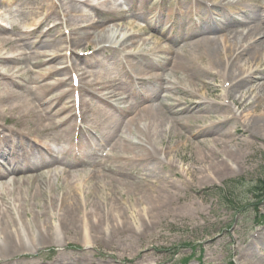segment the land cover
I'll return each mask as SVG.
<instances>
[{"label":"rangeland","instance_id":"obj_1","mask_svg":"<svg viewBox=\"0 0 264 264\" xmlns=\"http://www.w3.org/2000/svg\"><path fill=\"white\" fill-rule=\"evenodd\" d=\"M26 1L32 3L30 7L31 10H34V16L45 18V11L52 0ZM121 1H112L104 8L107 11L110 8H115L117 10L116 16L118 17L120 14L122 19L116 21L115 16H110L107 19L111 21L107 22L106 18H103L104 20L100 22L97 17L96 20H92L95 19V16L89 12L88 7L83 5L80 7L78 3L70 5L68 0H55L56 13L60 16H49V22L53 25L60 24V26L50 33L51 37H47L46 42L52 41L54 38L61 40V45L53 48V52L63 55L68 62L67 66L70 67L73 65L72 59H75L72 51L76 52V56L78 53L87 56L89 52H94V48L88 44L74 47L71 50L67 42L75 40V36H71L72 30L90 23L95 27L109 26L110 29L115 27L127 34L134 33L137 35L123 21L124 16L121 15L120 6L117 5ZM171 1L173 4L177 2L179 9L170 4L167 5L166 9L177 8L179 14L184 12L182 8L185 9L192 2V0ZM90 2V4H95L99 0H90ZM8 5L9 0H0V55L18 58V62L11 63L6 67L0 64V95L4 90L3 83H8L7 90L12 89L15 92L12 97H9L12 100L0 101V106L5 105L4 107L9 108L15 102L23 101L24 97L27 96L26 87L31 92H35V86L46 83L48 85H45L46 87L43 89L46 95L39 94L42 98L35 96L32 98L31 104L36 105V103L45 102L50 105L51 102H58L53 104L60 108L68 102L72 106L70 74L63 71L58 74L59 76H54L50 72L52 71L50 66L43 65V67L40 64L41 58L33 55V52L37 51L38 56L48 53L49 49H43L35 44L37 38L43 37L45 32L35 35L25 33L27 30L22 28L24 23L9 16ZM80 12L89 18L81 20ZM6 18H9V21ZM130 18L136 25H141L134 16H130ZM87 20L89 21L85 22ZM185 21L186 19H181L179 22L185 23ZM98 22L100 23L97 24ZM233 27L238 28V26ZM137 40H145L150 47L155 44L154 40L145 37L143 33L137 36ZM131 51L133 50L129 48L126 54L132 55L134 52ZM178 53L184 54L182 50H178ZM123 56L125 57V54ZM114 57L116 60V55L112 58ZM91 58L93 55L85 59H78V62H89ZM62 65L59 64L58 66L63 67ZM86 71H88V77L91 80L102 79L107 84L108 81L104 79L106 71L115 73L117 65L115 66L112 62L107 68L98 66ZM177 78L181 85H186L181 75ZM55 79L62 80L63 85H57L58 82ZM129 79L131 78L129 77ZM171 79L174 80V78ZM259 81L264 83V75L260 76ZM198 88V84L187 86L184 95L175 91L161 93L160 108L166 104L176 107L174 109L169 107L166 110L169 121L163 124L160 133L149 136V129V135L145 134L146 138L150 140H144L143 143L139 142L146 147L152 156L157 157V164L153 165L150 163L151 159L145 158L148 152L136 155L132 152H125L124 147H119L122 139L131 140L133 137L127 133L125 127L112 133L114 136L117 135L119 141L111 153L112 157L110 155L111 158L108 157L106 160L105 170L101 175L115 180L125 179L128 182L155 184L165 187L166 191L171 192V196H169L170 205L159 213L160 221L152 226L148 236H138L142 230L138 219L141 217L147 221L145 214H142L145 209L144 202L138 201L141 197L131 195L130 191L124 187H110L108 182L106 184V180L102 179L97 180L94 191H91L89 187H83L81 192L76 191L77 182L80 179H87L88 171L72 175L76 176L72 181L74 189L71 194L67 195L69 198L71 195H75L74 198L82 199L81 206L85 207H83L84 214L82 209V212L78 216L72 217L71 221H63L62 215L59 217L56 210L58 205L56 200L58 203L60 200V203L65 206L71 201V199L69 203L63 201L68 192L65 189L67 187L65 182L67 175H69L64 173L63 176H55L56 179L43 181L42 185L46 187L41 190L40 195H36L38 190L36 191L33 185L30 188L21 187V195H8L0 191V222L5 213L11 222V218H13L21 225L23 224L24 229L20 231V234L24 236L25 247L31 254L27 256L30 260H18L16 263L72 264V259H80L79 256L85 253L86 260L90 264H181L182 260L191 254L188 264H264V239L260 236L261 230L264 229V222L259 223L258 220L261 218H258L259 215H264V202L254 207H248L249 210H246L244 214L236 215L230 209L232 206L228 205V200L239 202L240 205L249 204L248 206L256 203L251 193H255L254 196L256 197L259 196L260 192L256 188V184L257 181L264 180V132L260 133L259 136L250 137L243 132V121L232 124L225 123L224 125L220 123L222 118L217 116L218 112L214 110L208 111V113L202 111L180 112L177 103L183 101L186 96L194 95ZM125 89L128 91L129 87H125ZM66 90L69 91V96H66V100H60L61 92L66 93ZM103 93L101 92V94ZM126 95L128 94L126 93ZM142 101L139 100L140 103H144ZM208 101L213 102L214 98H210ZM157 104H159L158 101ZM239 114L238 111L237 115ZM94 118L96 121L99 118L109 120L112 118V113L109 110H103ZM47 119H50L54 124L50 114L43 117H39L37 114L30 115L18 124L19 121L16 116L12 117L8 114L6 121L1 124L6 128H11L14 135H9L6 142L0 139V144H7L8 155L12 159L21 161L25 150V141L20 139L23 138L20 133L22 129H30L33 133L29 134L28 138L36 141L37 144H43L45 139H49L48 137L52 139L59 134H65L63 132L65 131L64 125L48 124ZM89 120L91 118H88ZM249 125L252 123L250 122ZM45 126L47 128L43 131ZM110 127L113 129L114 124H111ZM140 127L143 132L142 122ZM200 129L205 130L204 135L191 136V133ZM215 129L228 131L227 137L222 142L215 140L216 136L213 135ZM16 138L17 142L15 143ZM226 150L233 154V157L227 162L223 161V154L226 153ZM223 163H226L227 166L222 169ZM107 169H110L108 171H115L116 174H110ZM48 182L51 183L49 186ZM5 184L0 183V185ZM99 201L105 207L102 208L105 215L109 213L111 206L117 201L130 229V231L127 229L122 231L119 238H116L112 243L106 242L104 238L93 243V238L95 236L98 238L102 229L95 230L96 228H94L92 231L87 230L86 232L84 230L78 235L76 230L72 229L73 225L78 227L85 223L87 220L85 213L91 209L90 206L93 203ZM163 201L165 202V200ZM136 205L137 208L134 207ZM255 207H258L259 212L255 210ZM51 214L54 216L51 217ZM105 215L101 214L102 221H106ZM93 220L95 219L92 217L90 221ZM121 222V220H116L113 224L121 226ZM69 223L70 225H68ZM107 223L111 224V222ZM110 224L105 226L109 227ZM34 227L51 229V238L45 236V239H48L47 244L41 243L40 246L29 244L27 237L33 235L36 239L43 230L40 228L37 231ZM251 241H254L257 248L254 257L251 256V247L248 248V251L245 249ZM143 251L146 253L137 255L138 252ZM60 255L62 256L59 257ZM0 264L10 263L0 261Z\"/></svg>","mask_w":264,"mask_h":264},{"label":"bare ground","instance_id":"obj_2","mask_svg":"<svg viewBox=\"0 0 264 264\" xmlns=\"http://www.w3.org/2000/svg\"><path fill=\"white\" fill-rule=\"evenodd\" d=\"M70 5L73 3H78V1H81V4L83 6H86L89 8V12L93 16L99 17L97 20H102L103 17L106 16H116V14L112 11H107L104 9L105 6L110 4V2L102 1L97 3L96 5L90 4V0H68ZM130 2H134L136 0H128ZM139 3V9L142 8L143 3L145 0H137ZM211 2V6L206 8L205 6H199L196 7L199 9L204 10L202 12L203 16L206 17V21L204 22L203 26L200 27V33L195 38L190 39L189 34L191 32H194L192 28L189 27V25H186L184 28L183 34L180 36L182 37V45L181 48L183 50H186L184 54H179L176 52H170L168 50L162 51V50H151L153 52H157L153 57H150L147 54V52L143 53L144 57L142 58L145 61L152 62L156 59H161L159 55L166 52L167 58H163L164 61L168 63L167 68L165 70H159L160 74H155L153 71L152 65L150 63L145 64V70H142L137 67V59L134 55H127V65L129 67H133L134 70H136L137 76L141 75H149V79L145 78V81H158L160 78H164L163 73L165 71H169L173 74L181 75L187 84L193 85L198 84L201 86L199 91H204V97L206 96H212L214 93L218 92L219 95L217 99L219 100H227L231 101L239 111L240 114L237 116L236 113H233L228 105L224 104H216V105H209L207 103L201 102L198 100H195L196 97L191 98L188 96L183 101L177 103L178 110L180 112L185 113H191V112H200L202 110L207 111H217L220 112L218 116L223 119L224 122L228 123H236L237 121L241 122L243 121L244 125V133L248 134L250 137L259 136L260 133L264 132V83L260 82V76L264 75V7H261L262 11L257 10L256 4H250L249 2L252 0H209ZM257 1V0H253ZM263 1L264 0H258ZM49 7L45 11V18L43 19V23H50L49 22V16H60L58 15L57 8L53 1L49 2ZM25 11V9H24ZM155 10L150 11V16H153ZM232 12H234L236 15H242L243 17L241 20H237L233 17ZM189 16V12H187ZM71 14V13H70ZM81 20H86L89 18V16L84 15L83 12H80ZM213 16L220 17L221 21H217L213 19ZM154 17V16H153ZM32 19V18H31ZM107 22L111 21L107 18L105 19ZM29 21V20H28ZM89 20L85 21L88 22ZM127 26H129L132 30H136L137 32L147 33L148 31H153L155 29V25L148 26V29L146 31L137 29L135 26L128 24L125 22ZM163 24H168V22H164ZM189 24V23H187ZM42 23L33 26L31 23H27L25 25L26 28H29L31 32L38 30L41 27ZM72 25V23H71ZM69 25V27H71ZM105 25V24H103ZM237 25L243 28V31L232 34L229 32L224 31L225 26H233ZM60 24L51 25L46 32L44 33L43 37L37 38L36 45H39V47L43 49H49L48 53L42 54L38 56V51L33 52V55L38 57L40 60L44 61L47 60L49 66H50V72H58L56 69V66L61 64L63 62V58L59 57L56 52H53V48L59 47L61 45V40L54 38L52 41H47V37H51L50 33L57 27H59ZM196 29V28H195ZM218 32V33H217ZM224 32L225 34H222L218 38L214 36V34H219ZM71 36H75V40H70L67 44L71 49H74V47L77 46H83L87 45L91 46L95 50L94 54V64H102V61H98L97 59L104 54H107L109 52V57H112L116 54V52H125L126 49H132L137 50L140 48H144L146 46V43L142 40H137V36L130 35L127 36L126 33L123 30H118L115 27L109 28V26H92L90 23L85 24L84 26L72 30ZM165 36V35H164ZM185 36V37H184ZM135 40V41H134ZM118 45L117 49H113L108 45V48L105 47L106 44H112ZM150 51V52H151ZM149 53V52H148ZM18 62V58H11V57H3L0 55V64L6 67L7 65L11 63ZM64 64V63H63ZM94 65L91 62L79 64L77 61L72 66L73 72L78 74L79 78V91H81L85 96L90 97L89 99L92 100L90 93L92 94L93 91H95V88L99 86V82H95L94 80H90L88 77V72L86 71L89 68H92ZM263 67V68H262ZM64 70V68H63ZM165 83L172 87L174 85L173 82L168 81L164 79ZM229 83V86L227 89L222 90L221 85L224 83ZM125 84L121 83L120 85ZM8 83H3V92L2 95H0V101H7L12 100L9 97H12L14 95V90L8 89L7 87ZM14 88L13 86H11ZM46 86L40 85L35 86V92H31L28 87H26L25 92L27 93V96L24 97L23 101L15 102V104L11 105V107L6 108L5 105L0 106V135L1 137H4L7 133L10 132L9 129L4 128L1 123H4L6 121L7 115H11L12 117L16 116V119L19 121L17 122L20 124V122L24 119H27L30 115H35L40 111V102L36 103V105L33 103L31 104L32 98L36 96V98H42L41 95H46L45 91L43 90ZM129 97L133 96L134 94H137V89L135 88V85L130 84L129 85ZM136 90V91H135ZM158 89L151 90V94L155 95L157 93ZM177 93H181L184 95V90L181 88L173 89ZM106 93L105 101L102 103L103 105L107 107H111L117 111H120L119 108L112 106L108 103L107 99H116L118 98L116 94V89H113L112 87H108L106 90L103 89ZM42 92V93H41ZM64 95H68L67 93H64ZM128 97V98H129ZM118 101L121 102L120 99ZM122 103V102H121ZM44 104V103H43ZM42 104V105H43ZM125 104V103H124ZM81 105L85 106V100L84 98L81 101ZM163 105V104H162ZM171 107L174 109L176 106H171V104L163 105L160 109L155 110L154 108L149 107H141V109L138 111V113L130 117L126 120V126L125 130L127 133L132 137V139H122L120 142H122L119 147H124L125 152H132L136 155L146 154L148 150L145 146L141 145L139 142L143 143L144 140H147L144 124L146 122V119L150 120V135L149 136H155L158 133L161 132V128L163 124L167 123L169 121L168 117L166 116V110ZM145 108V109H144ZM43 110V109H41ZM45 111L48 113H55L54 118L58 119V123L61 122L62 116L60 114V111L53 110L51 104L49 107L44 108ZM102 108L99 107L97 111H95V114H100ZM124 115H128L122 111H120ZM43 115L39 114V117H42ZM117 117V116H116ZM95 120V119H92ZM144 121V122H143ZM48 124H53L50 119H47ZM87 121H84V125ZM100 122V121H99ZM121 122V119H114V117L107 120L105 128L96 127L94 125H90V127L99 133L102 134L106 130L110 129L111 124H119ZM143 122V132L140 127V123ZM252 123V125H249V123ZM101 124V123H100ZM23 125V124H22ZM54 125V124H53ZM83 125V128H84ZM102 125V124H101ZM225 125V124H224ZM24 126V125H23ZM75 126V125H74ZM247 126H249L247 128ZM71 127V126H70ZM47 126L45 127V129ZM247 128V129H246ZM27 129V128H26ZM85 131H88L86 129ZM84 131V132H85ZM65 134L58 135L56 140H52L55 143L61 142L60 146H63L66 153L70 154L73 152L74 146L71 145V142L67 141L69 128H65V131H63ZM83 131L79 130V133L81 135V138H78V149L80 151H85V147L83 145ZM21 136L24 138H28L29 134H32L33 132L30 129H22L20 131ZM144 133V134H143ZM59 134V133H58ZM205 131L203 133L201 132L199 135H204ZM197 135V137L199 136ZM214 136H216V141H223L225 137L228 135V131H217L215 129V132L213 133ZM20 138V137H19ZM24 138H20L21 141H25ZM134 140H137V142H134ZM150 140V139H148ZM119 139L115 142V145L118 144ZM47 142V139H46ZM102 145V144H101ZM99 149L100 147L96 145ZM110 145H108L109 147ZM47 150H49L48 146H45ZM103 147V146H102ZM117 147V146H116ZM115 147V148H116ZM31 151L35 152L36 147L34 145H31L30 147ZM226 153L223 154V161L227 162L228 159H231L233 157V154L231 151L226 150ZM124 153V152H122ZM131 153V154H132ZM4 155V154H0ZM7 157V156H6ZM145 158L151 159V164H157V157L152 156L149 152ZM71 164L70 162H68ZM34 164V167L30 168V165ZM49 162L41 163L39 161H36L33 158L26 159L22 162L23 168L18 169L17 166H15V170L7 171V173L17 174V175H23L24 170H30L29 172L31 175H33L32 180H28L29 183L35 184L39 183L40 178H44V175L41 173V169L43 167H47ZM227 166L226 163H223L221 168H225ZM110 174H116L115 171H108ZM117 172L120 174L119 170ZM7 173L4 174V181H9L7 177ZM1 176V172H0ZM40 177V178H39ZM70 176H67V179H69ZM102 179L106 180V184L108 182L110 187H124L127 190L130 191L131 195H134L135 197H141L140 202H144L145 209L142 211V214H145V217H147V221L145 219H142L141 217L138 219L141 223L142 230L138 233L139 237L148 236L150 233V230L152 229V226L154 224H157V222L160 221V212L164 209H166L170 205L169 196H171V192L166 191L165 187L156 186L155 184H146L145 182H128L125 179H112L108 176H102L100 173L90 174L88 175V178L85 182L86 187L90 188L91 191L96 190V182L97 180ZM26 181V180H25ZM28 182H22L23 185L28 186ZM19 182H10L7 186H3L1 189H3L5 192L10 190L11 186L18 185ZM83 181L80 182L79 186L77 185L76 191L81 192L83 190ZM66 185L68 186V192L65 195L63 201H66L70 203L65 206L64 204L58 203V200H56L57 205V212L60 215H62L63 221H71L72 217L78 216L81 212L84 206H81L82 199H78L77 197L74 198L75 195H71V198H69L67 195L74 189V186H72V183H70L69 180L66 181ZM85 187V186H84ZM42 186L39 183L36 191L38 190V193L36 195H40ZM70 190V192H69ZM17 191V190H16ZM85 196V195H84ZM85 198V197H84ZM165 200V202L163 201ZM138 203V202H137ZM102 202L93 203L87 213V220L85 223H82L81 226L73 225V230H76L77 235L79 232H85L87 230H95L102 229L101 233L99 234V237L96 236L93 238V243H96L97 240L105 239L106 242L112 243L116 238L118 239L120 236V233L124 230L130 231L126 217L123 215V212L121 211L120 205L117 201L113 203L111 206L109 213L105 215L103 205H101ZM137 208V205L134 206ZM133 207V208H134ZM85 208V207H84ZM54 213V211H53ZM84 214V209H83ZM101 214L106 216V221L111 222L107 223L105 220H101ZM54 214H51V217H53ZM104 216V217H105ZM94 218L95 220L90 221L91 218ZM0 222V261L3 262H10V264H29V263H20L15 261L18 257H24L30 253H28L27 247H25L24 242V236L20 234V231L24 229L23 224L21 225L19 222L15 221L13 218H11L12 222L9 220V218L6 217L5 213L1 217ZM116 220H121V226H115L113 223L116 222ZM153 221V222H151ZM106 224H110L109 227L105 226ZM70 225V223L68 224ZM13 228V229H12ZM41 228V232L39 235H37L36 239L32 235L28 238L29 244H36L37 246H40L42 244H47L48 239H45V236L51 238V229H44V227H37V231ZM105 230V232H103ZM64 231V230H63ZM65 232V231H64ZM95 232V231H94ZM66 234V232H65ZM260 236L264 238V231L260 232ZM42 243V244H41ZM35 247V246H34ZM33 247V249H35ZM255 251H257L256 244L253 243L251 246V256L254 257L256 254ZM261 252V251H260ZM87 253V252H86ZM146 251L138 252L137 255L145 254ZM60 255L59 257H61ZM145 256V255H143ZM264 256V252H263ZM80 259H72V264H90L86 260L85 253L81 254L79 256ZM254 259V258H253ZM114 261V260H113ZM58 262V261H57ZM30 264H36L34 262Z\"/></svg>","mask_w":264,"mask_h":264},{"label":"trees","instance_id":"obj_3","mask_svg":"<svg viewBox=\"0 0 264 264\" xmlns=\"http://www.w3.org/2000/svg\"><path fill=\"white\" fill-rule=\"evenodd\" d=\"M260 184H261V185H264V182H261ZM260 184H259V185H260ZM263 197H264V188H262V196H261V198H263Z\"/></svg>","mask_w":264,"mask_h":264}]
</instances>
